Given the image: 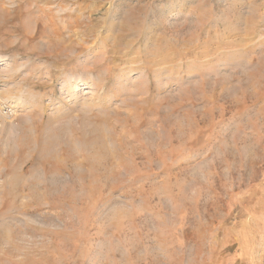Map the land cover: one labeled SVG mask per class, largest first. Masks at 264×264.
I'll return each instance as SVG.
<instances>
[{"label":"rangeland","instance_id":"obj_1","mask_svg":"<svg viewBox=\"0 0 264 264\" xmlns=\"http://www.w3.org/2000/svg\"><path fill=\"white\" fill-rule=\"evenodd\" d=\"M0 264H264V0H0Z\"/></svg>","mask_w":264,"mask_h":264}]
</instances>
